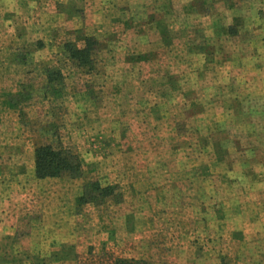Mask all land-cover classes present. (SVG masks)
<instances>
[{"label": "rangeland", "instance_id": "1", "mask_svg": "<svg viewBox=\"0 0 264 264\" xmlns=\"http://www.w3.org/2000/svg\"><path fill=\"white\" fill-rule=\"evenodd\" d=\"M54 9L72 22L43 38L0 28V186L25 174V208L63 202L76 228L31 264H264V0ZM58 143L81 176L37 178L35 148ZM91 182L107 194L80 203Z\"/></svg>", "mask_w": 264, "mask_h": 264}, {"label": "crops", "instance_id": "2", "mask_svg": "<svg viewBox=\"0 0 264 264\" xmlns=\"http://www.w3.org/2000/svg\"><path fill=\"white\" fill-rule=\"evenodd\" d=\"M67 0H0V28L9 27L18 29L15 37H22L25 33L30 37L43 38V34L49 30L59 32L62 25H69L71 18L54 9L57 3H65ZM88 12V9L85 8ZM87 16H89L87 14ZM73 18V17H72ZM68 28V29H67ZM73 29V27H64L62 32ZM55 31V30H54ZM67 33V32H66ZM25 37V36H23ZM27 174L31 181L33 168L30 165ZM25 174L13 172L10 174L12 179L9 183L4 184L3 189L0 186V240L11 237L17 238L18 244L12 250L13 258L3 261L2 264H31L29 258L35 253L39 257H48L51 254L57 255L56 250L59 248V243L66 241L76 242L73 237L76 235V228L69 229L67 221L66 209L63 202H60V207L48 210L49 200L38 201L28 199L27 205L30 204L31 210L25 208L24 201L28 185L24 184L25 179H21ZM72 220H77V215L72 214ZM24 218L26 220L24 221ZM26 223L25 232H20L22 225ZM19 228V230H18ZM56 252V253H55ZM0 255L3 253L0 251ZM23 259V260H22ZM75 264V262H73ZM41 264H48L43 261ZM51 264H63V261L57 260Z\"/></svg>", "mask_w": 264, "mask_h": 264}, {"label": "trees", "instance_id": "3", "mask_svg": "<svg viewBox=\"0 0 264 264\" xmlns=\"http://www.w3.org/2000/svg\"><path fill=\"white\" fill-rule=\"evenodd\" d=\"M85 52V50L80 53ZM35 176L39 179L46 177H60L69 174L72 178L81 176L82 165L77 155L61 144H41L34 151ZM107 187L98 182L85 184L84 192L79 197L81 202H95L96 196L107 194ZM97 192V193H94Z\"/></svg>", "mask_w": 264, "mask_h": 264}]
</instances>
